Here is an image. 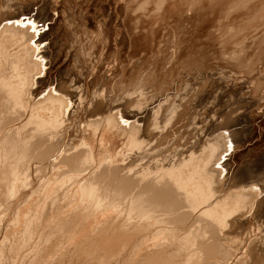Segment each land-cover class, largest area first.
I'll list each match as a JSON object with an SVG mask.
<instances>
[{
  "label": "bare ground",
  "instance_id": "1",
  "mask_svg": "<svg viewBox=\"0 0 264 264\" xmlns=\"http://www.w3.org/2000/svg\"><path fill=\"white\" fill-rule=\"evenodd\" d=\"M101 1L0 0V207L17 191H27H19L20 188L30 189L31 194L44 193L43 200L51 199L50 205L57 206L55 196L58 191L65 189L69 192L62 180L73 176L82 188V194L76 191L81 195L79 199L83 198L82 203L80 201L78 207H74L77 200L58 204L61 206V209L60 206L57 208L59 212L47 216L54 226L50 231L52 226L49 224L50 232L45 240L53 238L55 241L56 238L58 242L63 235L74 240L71 233L76 230L75 223L90 214L89 223L95 224H92L95 230L83 232L86 238L77 240L76 255H73L77 262L72 264H85L90 259L105 264L115 256H125L123 253H127V249V263L140 256L141 264H263L264 260L254 263L252 258L236 261L240 249L234 251L228 246L229 232L234 228L231 218L238 210L239 199L246 196L236 195L219 201L215 193V196L212 194L211 184L220 172L217 167L222 168L219 162L230 145L224 134L215 141H208L204 150H198L203 123V109L199 112L198 107L210 102L214 89L218 88L219 93L229 83L202 86L196 76L199 65L193 62L211 51L217 52L222 59L226 58L244 73L245 81L239 75L244 81L243 89L249 90H245L244 97L249 103L256 104L258 110L262 109L264 0H107L109 8L105 7L99 13L97 8ZM42 7L55 16L61 10L60 19L57 18L59 25L47 38V32L42 34V29L37 26L44 25L31 17V12ZM24 16H29L30 24L22 23ZM97 18L101 19L100 27ZM88 34H95L98 43L104 46L102 48L108 50L107 53V50L99 52L100 48L95 53L93 59L100 58L95 62L96 66L87 64L88 59L79 56L82 47L88 50L93 46L94 39ZM41 44H45L44 53L38 49ZM51 52L55 59L74 55L80 76L77 85L62 84L58 94L52 93L53 90L46 97L39 98L33 88L38 80L37 74L43 73L44 66L51 62ZM43 58L48 59L47 64ZM11 64L28 67L29 73L36 77L23 76L26 82H20L17 74H8ZM194 70L196 72L191 73ZM238 83L237 80L239 86ZM249 84L253 86L247 88ZM255 110L250 116L254 121L259 118ZM243 111L247 113L248 108ZM75 112L86 115L81 130L87 127L88 136L85 132L75 138L70 135L72 125L68 122L73 121ZM232 113L224 125L234 123L232 117L230 119ZM112 135L117 137L121 150L113 155L97 152L94 142ZM218 149L213 157L212 153ZM59 182L64 189H59ZM257 196L258 192L251 191L247 196L249 204ZM30 208L25 209L29 210L30 216L24 214L27 218L25 222L23 217L24 228L34 225L36 209L33 207V212ZM37 212L36 215L41 216L42 213ZM88 216L83 219L88 220ZM35 225L39 226V222ZM73 225L74 230L70 229ZM86 225L85 230H89ZM66 231L69 234H63ZM46 248L39 250L37 258L34 257L36 264H52L49 253L53 247ZM17 251L18 256L19 249ZM121 262L119 264H124Z\"/></svg>",
  "mask_w": 264,
  "mask_h": 264
},
{
  "label": "rangeland",
  "instance_id": "2",
  "mask_svg": "<svg viewBox=\"0 0 264 264\" xmlns=\"http://www.w3.org/2000/svg\"><path fill=\"white\" fill-rule=\"evenodd\" d=\"M107 5V6H106ZM109 8V1L107 0H102L101 3L99 4V7L97 8V11L99 13H102V10L103 8ZM109 10V9H108ZM61 10H59V15H50L48 13V10L46 9V7H42L41 9H38V10H35L33 12H31V17H33V19L36 21H38V23H42L44 26V30H43V27L41 25H37L39 26V30H41L40 32L43 34L45 32H47V34L45 35V37L47 38L49 35L52 34V32L54 31V28L56 29L57 26L59 25V21L58 19H60V14ZM108 11H105V13H107ZM62 14L65 15V13L62 12ZM52 16V17H51ZM27 18H29V16H24L22 17V19L24 20V22H22L23 24L25 25H28V23L30 24V21L27 20ZM49 18V19H48ZM58 18V19H57ZM104 18V17H102ZM22 20V21H23ZM101 19L97 18V24H99V21ZM51 25V26H50ZM55 26V27H54ZM100 27V24L98 25ZM51 27V28H50ZM49 31V32H48ZM89 37L93 38V46L92 48H88V50L86 49V47H82L83 48V51L80 52L79 56L80 57H84V59H88L87 60V64H92V66H96L97 62H99L100 58L96 57L95 60L93 59L95 57V53H98V50L99 52H103V50H107V49H103L104 46L101 45V43H98V38H96V35L95 34H88ZM91 35V36H90ZM95 35V36H94ZM44 38V39H46ZM97 39V40H96ZM95 41V42H94ZM97 41V42H96ZM96 45V46H95ZM99 45V46H98ZM101 45V46H100ZM45 46V44H41L38 49L40 51V49H42V51H40V53H44L45 52V49L43 48ZM82 46V45H81ZM103 47V48H102ZM91 50L89 52V54H91V58L88 56V51ZM96 51V52H93V51ZM172 50V49H171ZM84 51H87L85 54ZM104 51V52H105ZM48 52V51H47ZM108 50L105 52L107 53ZM212 52V53H211ZM211 52H208L204 57L201 56L200 54V57L198 58L197 61L193 62V64H198V69L196 71L199 70V72H197L196 76L198 78V81L201 83L202 86H205L204 84H206V86H209V84L213 83V86H214V83H217V84H220V83H223L226 85H228L229 83V86L226 87L224 90H222L221 92L217 93L218 92V88L214 89L215 93L212 95V98L211 100L209 99L210 102H208L207 104L206 103H202L201 106L198 107V111L200 112L202 109V125H201V130H200V136L202 137L201 138V141L198 145V150L199 151H202L204 150L206 147H207V142L208 141H215V139H217L220 135H224L226 136V138L228 137V145H230V149L229 151H227L223 156H222V160H220V167L222 168H219L217 167V169L220 170V172L215 175V179H214V184H211V192L212 194L214 195L215 193V197L217 200L219 201H224V200H227V199H230L232 198L233 196H246V197H242L239 199V207H238V210L236 211V213L234 214V216H232V220L234 221V228L232 229L233 231L229 232V240H228V246L230 249L232 250H237V249H240V252H239V257L236 259V261L238 262H242L244 260H248L250 258H252V262H261V260H264V106L262 107V109L258 110L256 108V104H253L252 102L249 103L248 102V99L247 97H244L245 94L243 95V93L249 91L248 89H243L242 85L245 81L244 79V76H243V72L237 70V68L231 64V63H228L227 59L223 57H221V55H219L217 52H214V51H211ZM94 55H93V54ZM214 53V54H213ZM210 54V55H209ZM57 55V54H56ZM85 55L86 58H85ZM212 55V56H211ZM46 56H49V53H46ZM51 62L49 63V65H45L44 66V71L43 73H39L37 74V77H38V80L34 86V93L38 96L39 95V98H43L44 96L46 97V95H49L51 94V91H53L52 93H55V94H58V90H59V86L62 85V84H68V85H77V78H79V70H78V67L75 65V63L77 64V62H75V59L74 58L75 56L71 54V56H69V58H65V57H62L61 59H55V55L54 53L51 52ZM93 56V57H92ZM107 56V55H106ZM210 56V58H209ZM41 59V55L39 56ZM78 57V56H77ZM89 57V58H88ZM205 58V59H204ZM67 59V60H66ZM78 59V58H77ZM208 59V60H207ZM210 59V60H209ZM44 60V63L45 62H48V59L46 58H43ZM93 60V62H92ZM219 60V61H218ZM111 61V60H110ZM202 61V62H201ZM206 64V62H208ZM211 61V62H210ZM227 61V62H226ZM96 62V63H95ZM197 62V63H196ZM205 62V63H204ZM216 62V63H214ZM224 62V63H223ZM65 63V64H64ZM70 63V64H69ZM95 63V65H94ZM111 62H109L110 64ZM47 64V63H45ZM53 64V65H52ZM68 64V65H66ZM90 64V65H91ZM108 64V63H107ZM13 65V66H12ZM52 65V66H51ZM71 65V66H70ZM209 65V66H208ZM212 65V66H211ZM216 65V66H215ZM218 65V67H217ZM219 65L220 67L222 68H219ZM226 65V66H225ZM228 65V67H227ZM231 65L233 67H231ZM110 66V65H109ZM108 66V67H109ZM212 69H211V67ZM20 64H11V66L9 67L8 69V74H13V75H16L17 77H19V80L20 82H23L25 83L26 81H23V76L27 77V75H31L33 76L32 78H35L36 76L35 75H32L31 73H29V68H22L20 67ZM56 67V68H55ZM63 67V69H62ZM67 67V69H66ZM207 67V68H206ZM11 68V69H10ZM65 68V69H64ZM218 68V69H217ZM230 68V69H229ZM233 70H232V69ZM236 68V69H234ZM16 69V70H15ZM21 69V70H20ZM71 69V70H70ZM205 69V71H204ZM19 70V71H18ZM53 70V71H52ZM191 71V73L193 72H196V71ZM220 70V71H219ZM230 70V71H229ZM11 71V72H9ZM19 73H18V72ZM23 71V72H22ZM38 71V70H37ZM204 73H203V72ZM212 71V73H211ZM233 71V72H232ZM45 72V73H44ZM209 72V73H208ZM217 72V73H216ZM235 72V73H234ZM239 72V73H237ZM26 74V75H23V74ZM56 73V74H55ZM216 73V74H215ZM229 73V74H228ZM20 74V76H19ZM33 74H36V72H34ZM206 74V75H205ZM208 74V75H207ZM219 74H221L219 76ZM225 74V75H224ZM230 74H231V77H230ZM241 74V75H240ZM225 77H224V76ZM227 75V76H226ZM229 75V76H228ZM238 75V76H237ZM243 77V79H239L240 76ZM207 76V77H206ZM211 76V77H209ZM217 76V77H216ZM232 76H233V79H232ZM234 76L236 78H234ZM24 77V79H26ZM46 77V79H44ZM203 77V78H202ZM209 77V78H208ZM215 77V79H214ZM227 77V78H226ZM22 78V79H21ZM195 78V77H194ZM213 78V79H212ZM226 78V79H225ZM238 78V79H237ZM219 79V81H218ZM230 81H229V80ZM22 80V81H21ZM208 82H207V81ZM216 80V81H215ZM237 80L239 84V86L237 85ZM240 80V81H239ZM215 81V82H214ZM218 81V82H217ZM234 84H233V82ZM216 84V86H218ZM223 84H220V85H223ZM251 87L253 86V84H249L248 86L246 85V87ZM31 88V86H30ZM55 88V89H54ZM57 89V90H56ZM84 90V88H83ZM247 90V91H245ZM40 91V92H39ZM86 92V90H84ZM244 91V92H243ZM40 93V94H39ZM44 93V94H43ZM87 93V92H86ZM42 94V95H41ZM84 94V93H83ZM205 95V94H204ZM220 95V96H219ZM230 95V96H229ZM215 96V97H214ZM219 96V97H218ZM37 98V99H39ZM263 101V100H262ZM79 103L81 104L82 103V100L79 101ZM254 105V106H253ZM75 106V105H74ZM72 106V109L73 107ZM243 107V108H242ZM248 108V111L246 113V111H243L245 110V108ZM232 108V110H231ZM71 109V110H72ZM201 109V110H200ZM256 109V110H255ZM208 112H206V111ZM254 110L258 113V119L257 120H253L250 116L253 114ZM231 111H233L234 113L231 114L230 116V119L232 117V121L234 122L232 125H229L228 123L226 125H224V123H226V120L228 118V116L230 115ZM82 113V114H81ZM207 114V115H206ZM205 116V117H204ZM84 117V118H83ZM205 118V120H204ZM260 120V122H259ZM85 121H86V115L83 113V112H80V113H76L74 114L73 116V121L70 120V123L68 122V124H71V130H70V135L72 137H79L82 133L85 132V135L87 133H89V130L87 127H86V130H81V128H83L84 124H85ZM77 127V128H76ZM84 129V128H83ZM75 132V133H74ZM220 134H219V133ZM73 133V134H72ZM202 134V135H201ZM102 134H100L101 136ZM88 136V134H87ZM114 135H112L111 137L109 136L108 139L105 138V140L103 141L101 138L98 139L96 142H94V148L95 149H98L96 150L97 152L99 153H103V154H109V155H113V154H117L120 150H121V144H117V137L115 138V136L113 137ZM115 138V139H113ZM112 139V141L110 142V140ZM103 142H102V141ZM107 140V142H105ZM252 140V141H251ZM99 141V142H98ZM116 141V142H115ZM206 141V142H205ZM102 142V144L100 145V143ZM113 142V144H112ZM97 143V144H96ZM105 143V144H104ZM244 143V144H243ZM116 144V145H115ZM103 145V146H102ZM107 145V146H106ZM115 145V146H113ZM97 146V147H96ZM101 146V147H100ZM109 146V147H108ZM262 146V147H261ZM103 147V148H102ZM113 147V148H112ZM243 147V148H242ZM116 148V149H115ZM262 148V149H261ZM105 149V150H104ZM115 149V150H114ZM112 150V151H110ZM220 149H218L216 152H213L212 155L216 154L217 152H219ZM109 153H108V152ZM118 151V152H117ZM241 151V152H240ZM115 152V153H113ZM213 155V157H214ZM212 157V158H213ZM222 163V164H221ZM232 166V167H231ZM214 168V167H213ZM216 169V168H215ZM244 169V170H243ZM233 171V172H232ZM235 171V172H234ZM224 172V173H223ZM230 173V175H229ZM231 178H230V177ZM250 176V177H249ZM70 177V178H68ZM66 178V180H62V183L63 186L65 185V188L67 190H69V192H67L64 187H62V183L59 182L60 186H59V189L63 188L64 190L62 191L61 189V192L58 191V195H56V203H57V206L55 207L54 205H50V202L49 200L51 199H46V200H43V194L44 193H34V194H31V191L30 189H25V188H20L19 191H22L21 189H24V190H27L25 192H16V194H14L13 198L11 199H7L6 202H3V206L0 207V264H32V261L34 264H36V258H37V253L39 250H41L42 248L45 249H53V251L51 250V252H55L54 254L51 253L50 251V255L51 258L50 260L52 261H55L54 262H50L49 259H48V262L50 263H54L56 264L58 262H61L62 264H72L73 262H75L76 259H74L75 256H73L75 254L74 252V248H76V242L77 240H84L86 237H84V233L88 232V231H92V230H95V227L92 226L91 223H89V218H91L90 214H85L83 218H87L88 216V220L86 219H83V220L80 218V221L78 219V221L74 224L75 225V229L78 231L77 232L76 230H74V225L72 226V228L70 229H73L74 232L72 231L71 233V230L69 229L68 231H70L71 234H73V239H68L70 238L68 235L67 237H65L66 235H63L61 237V239L59 238L58 242L56 241V238H55V241L58 243H56L54 241L53 238H51L50 240L51 241H45L46 240V236L47 234L52 231V228L54 225H51V222H49L48 220L50 219L49 217L52 215L55 214L54 211H56V213L59 212V209H61V206L62 204L65 205V203H69V201H73L74 200H77L76 204H74L75 206L74 207H78V205H80L82 203L81 199L83 198H80L81 195L79 194H82L80 192H82V188L80 185V183L78 182V180L76 178H74L73 176H68ZM73 179H72V178ZM222 178V179H221ZM253 178V179H252ZM221 179V180H220ZM224 179V180H223ZM77 180V181H76ZM70 181H73V184L70 183ZM68 182V183H67ZM74 183L76 185H74ZM228 183V184H227ZM72 187H71V185ZM79 184V185H78ZM256 184V185H254ZM35 185V184H34ZM37 185V183H36ZM35 185V186H36ZM70 187H69V186ZM78 185V186H77ZM223 185V186H222ZM68 188H67V187ZM78 187L79 191L78 190ZM258 187V188H257ZM72 188V189H71ZM260 188V189H259ZM75 189V190H73ZM226 189V190H225ZM257 189V190H256ZM73 190V191H72ZM259 190V191H258ZM79 192V194L77 192ZM236 191V192H235ZM251 191H255V192H258V196L252 200V202L249 204V198L247 197L248 194L251 192ZM27 192V193H26ZM72 192L74 193V195L72 194ZM245 192V193H244ZM260 192V193H259ZM25 195H24V194ZM263 193V194H262ZM31 194V195H30ZM39 194V195H37ZM42 194V195H41ZM62 194V195H61ZM261 194V195H260ZM60 195V196H59ZM71 195V196H70ZM78 197H77V196ZM21 196L23 198H21ZM26 196V197H25ZM75 196V197H73ZM261 196V198L259 197ZM35 197V198H34ZM219 197V198H218ZM20 198V199H19ZM59 198V199H58ZM66 198V199H65ZM72 198V199H71ZM77 198V199H76ZM226 198V199H225ZM32 199V200H31ZM61 199V200H60ZM64 199V201L62 200ZM79 199V201H78ZM215 199V198H214ZM260 199V200H259ZM9 200V201H8ZM20 200V202H19ZM24 200V201H23ZM58 200V201H57ZM65 200H68V201H65ZM31 201V202H30ZM42 201V202H41ZM81 201V203L79 204V202ZM256 201V202H255ZM14 202V203H13ZM17 202V203H16ZM19 202V204H18ZM30 202V203H29ZM33 202V203H32ZM35 202V203H34ZM48 202V203H47ZM16 203V204H15ZM29 203V204H28ZM33 205H32V204ZM62 203V204H61ZM67 203V204H68ZM257 203V204H256ZM10 204V205H9ZM18 204V205H17ZM38 204V205H37ZM60 204V205H58ZM78 204V205H77ZM12 205V206H11ZM15 205V206H14ZM20 205V206H19ZM21 205L23 206V208L21 207ZM37 205V206H36ZM250 205V206H249ZM255 205V206H254ZM5 206V208H4ZM14 206V208H13ZM46 206V207H44ZM52 206V207H51ZM59 207V209H57ZM7 207V208H6ZM9 207V209H8ZM16 207V208H15ZM25 207V208H24ZM31 207V208H30ZM33 207L34 209H36V212L41 214V216H37L36 215V212H35V217L34 218V225L35 223L39 222V226L38 225H33L32 223V226L30 228H27V226L25 228H27L28 230L26 231H30L29 233L25 231V228L23 227L24 224L26 225V219L25 217L27 216H30V212H27L25 211V209L27 208H30L33 210ZM37 207V208H36ZM51 207V208H50ZM20 208V209H19ZM24 209V212L21 210ZM43 208V209H42ZM48 208V209H47ZM50 208V209H49ZM18 209H19V212L21 213L22 211V215L18 212ZM38 209V210H37ZM47 209V210H46ZM57 209V210H56ZM76 209V208H75ZM42 210H45L42 211ZM5 211V212H4ZM35 210H33L34 212ZM41 211V212H39ZM61 211V210H60ZM2 212V213H1ZM44 214L47 213V214ZM54 212V214H53ZM62 212V211H61ZM12 213V214H11ZM18 216H17V214ZM29 213V214H28ZM49 213V214H48ZM10 214V215H9ZM24 214L26 215L24 217ZM28 214V215H27ZM251 214V215H250ZM19 215H20V218H19ZM43 215V217H42ZM49 215V217H47ZM87 215V216H86ZM10 216V217H9ZM46 216V217H45ZM21 219L22 217V221L21 222L19 219ZM23 217H24V220H23ZM38 217H39V220H38ZM13 218V219H12ZM42 218V219H41ZM48 218V219H46ZM15 219L17 221H15ZM44 219V223L42 222ZM9 222H8V221ZM36 220V222H35ZM86 220V221H85ZM47 221V222H46ZM81 223H80V222ZM88 221V222H87ZM6 222V223H5ZM21 222V224H20ZM49 222V223H48ZM79 222V223H78ZM83 222V224H82ZM43 223V224H41ZM48 223V224H47ZM90 227H88L89 225ZM47 224V227H44V225L46 226ZM51 227V230H50V226ZM53 224V223H52ZM78 224V226H77ZM87 224V225H86ZM85 225L87 226L86 229H89V230H85ZM95 225V224H93ZM10 226V227H9ZM15 226V227H14ZM18 226V227H17ZM22 226V227H21ZM42 226V228H41ZM49 226V227H48ZM81 226V228H80ZM84 228H83V227ZM236 226V227H235ZM39 227V228H38ZM44 227V228H43ZM78 227V228H77ZM12 228V229H11ZM20 228V229H19ZM24 228V229H23ZM34 228V229H33ZM46 228V229H45ZM49 228V229H48ZM93 228V229H92ZM37 229V230H36ZM39 229V230H38ZM81 229V230H80ZM83 229V230H82ZM24 230V231H22ZM33 230H35L36 232H34ZM46 230V231H45ZM50 230V231H49ZM263 230V231H262ZM10 231V233H9ZM13 231V232H12ZM19 231V232H18ZM22 233H21V232ZM33 231V232H32ZM66 231L64 232L63 234L65 233H68L69 232ZM82 231V232H80ZM8 232V233H7ZM27 235H25V233ZM48 232V233H47ZM77 232V235H74V233ZM84 232V233H83ZM247 232V233H246ZM252 232V233H251ZM31 233L30 237L28 236L29 234ZM35 233V234H34ZM46 235H44V234ZM15 234V235H14ZM80 234V236H79ZM82 234V235H81ZM21 235V236H20ZM38 235V236H37ZM8 236V237H6ZM18 236V238H17ZM45 236V237H44ZM251 239H250V237ZM12 237V238H10ZM20 237V238H19ZM33 237V238H32ZM77 237V238H76ZM84 237V238H83ZM17 238V239H16ZM25 238V239H24ZM38 238V239H37ZM64 238V239H63ZM36 239V240H35ZM53 239V240H52ZM58 239V238H57ZM67 239V241H66ZM4 240V241H3ZM9 240V241H8ZM18 242H17V241ZM19 240H22L21 243ZM23 240L27 241V242H24ZM39 240V241H38ZM70 240V242H69ZM81 240V241H82ZM252 240V241H251ZM63 241V242H61ZM72 241V242H71ZM15 242V243H14ZM23 242V243H22ZM32 242V243H31ZM10 243H12L10 245ZM16 243H19V244H16ZM27 244V246L23 245V244ZM52 243L55 244L52 246ZM62 243V244H61ZM66 243V244H65ZM16 244V245H15ZM68 244V245H67ZM71 244V246H70ZM13 245L14 248H13ZM21 246V248L19 246ZM39 245V246H38ZM49 245V246H48ZM56 245H58L56 247ZM60 245V246H59ZM232 245V246H231ZM18 246V247H17ZM22 246H25V247H22ZM45 246V247H44ZM52 246V247H50ZM67 246V248H66ZM75 246V247H74ZM254 246V247H253ZM26 247H28V249H26ZM36 247V248H35ZM58 247H60L58 249ZM71 247V248H70ZM239 247V248H238ZM11 248L13 250H11ZM23 248L25 250H23ZM30 248V249H29ZM39 248V249H38ZM56 248V249H55ZM65 248V249H64ZM128 248V247H127ZM10 250V253L9 250ZM19 249V255L17 256V250ZM126 249V248H125ZM125 249H124V252H125ZM246 251H245V250ZM253 249V250H252ZM5 250V251H4ZM33 250V252H32ZM242 250V252H241ZM244 250V251H243ZM8 251V252H7ZM25 251V252H24ZM27 251V252H26ZM65 251V252H64ZM67 251V252H66ZM72 251L74 252L72 254ZM7 252V253H6ZM12 252V253H11ZM21 252V253H20ZM62 252V253H61ZM244 252V254H242ZM246 252V253H245ZM14 253V254H13ZM22 253H25V254H22ZM123 253V252H122ZM241 253V254H240ZM3 254V255H2ZM5 254V255H4ZM7 254V256H6ZM10 254V255H9ZM12 254V255H11ZM35 254V255H34ZM63 254V255H62ZM66 254V255H65ZM71 254V255H70ZM126 254H128V249H127V253H123V256L122 257V254H120V257L122 260H120L118 256H115L112 261L110 260V262L108 263H105V264H119V262L121 263H124V264H131V262L133 264L137 263V264H141V258L140 256L138 258L140 259H136V257H133V259H131L128 263L125 261V258H126ZM26 255V256H25ZM60 255V256H59ZM65 255V256H64ZM76 255V254H75ZM247 255V257H246ZM5 256V257H4ZM11 256V257H9ZM22 256V257H21ZM36 256V258H34ZM54 256V258H53ZM57 256V257H55ZM70 258H69V257ZM245 256V257H244ZM28 257V258H27ZM49 257V255H48ZM47 257V258H48ZM62 257V258H61ZM73 257V258H72ZM9 258V260H7ZM66 258V261H68V263L66 261H64L63 263V260ZM69 258V259H67ZM123 258H124V262H123ZM20 259V260H19ZM26 259V260H25ZM29 259V260H27ZM35 259V260H34ZM62 259V261H61ZM71 259H74L73 261ZM136 261H133L135 260ZM242 259V260H240ZM32 260V261H31ZM59 260V261H58ZM100 260V258H99ZM117 260V262H115ZM140 260V261H139ZM240 260V261H239ZM255 260V261H254ZM8 261V262H7ZM19 261V262H18ZM31 261V263H30ZM114 261V262H113ZM229 261H232V260H227V262ZM11 262V263H10ZM77 262V261H76ZM75 262V263H76ZM86 263L85 264H96L98 263L99 261L96 259V262L93 260L91 261V259L89 261H85ZM88 262V263H87ZM112 262V263H111ZM135 262V263H134ZM263 264H264V261H262ZM47 263V262H45ZM100 263V262H99ZM98 263V264H99ZM49 264V263H47ZM100 264H104L103 263H100ZM231 264V262H230ZM234 264H237V263H234ZM257 264V263H256ZM260 264V263H259Z\"/></svg>",
  "mask_w": 264,
  "mask_h": 264
}]
</instances>
